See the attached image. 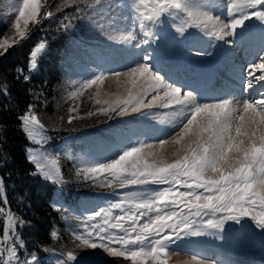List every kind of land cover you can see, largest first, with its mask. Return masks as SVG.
I'll use <instances>...</instances> for the list:
<instances>
[{"label": "snow or ice", "instance_id": "obj_1", "mask_svg": "<svg viewBox=\"0 0 264 264\" xmlns=\"http://www.w3.org/2000/svg\"><path fill=\"white\" fill-rule=\"evenodd\" d=\"M40 6V0H18L12 26L20 40L13 39L9 44L5 37L0 49L6 52L12 45L27 39L31 35L30 21L40 25L54 16L52 11H47L38 19ZM95 9L93 16L87 17L91 28L105 36L109 44L134 47L139 51V59L127 71L112 73L118 85L131 83L127 95L111 102L104 100L108 107L86 115L94 117L99 113L111 119V113L115 116H126L130 112L147 115L142 111L147 109L156 116L160 114L154 110L163 108L172 109L181 118L173 125L178 131L172 140L176 147L171 161L164 153L169 140L158 138V150H152L151 144L138 142L139 147L128 146L114 153L115 159L78 169L77 176L84 181L127 189L114 191L115 200L85 216L82 231L76 236L79 246L100 249L111 257H124L132 264H149V261L168 264L162 257L173 243L183 237L201 235L223 239L229 221L248 223L245 218H250L253 222L250 226L264 232V55L255 57L244 69L242 91L249 99L200 103L194 91H182L183 86H176L181 72L179 66L170 67L161 75L167 45L157 42L158 34L162 38L160 26L168 24L170 19V26H175V19H182V26L173 39H188L189 28L202 26L206 36L232 45L248 34L246 21L254 19L261 22L264 37V0H228V23H218L219 17L202 12L200 0H133L132 3L118 0L108 4L105 0H95ZM123 9L133 14L126 16ZM76 11H80L79 5ZM71 27L72 20L63 25L64 30ZM138 32L142 34L140 38ZM232 37L235 39H230ZM154 44L157 47H153ZM46 47V43L37 42L29 55V74L25 75L24 69L18 68L17 79L30 81V74L38 67V54L46 51ZM261 51L264 52V48ZM165 76L172 83H167ZM106 79L107 76L100 73L94 79L73 81L79 87L71 95L75 97L83 88L102 85ZM0 91L8 94L5 88L0 87ZM149 96L151 98L147 99ZM256 96L261 98L256 99ZM96 103L101 101L97 99ZM77 111L76 107L69 109L70 113ZM83 118L78 114L69 115L68 121ZM18 120L28 140L37 146L46 145L50 139L47 133L52 130L38 118L34 105H28ZM26 153L34 166L30 175L64 183L58 160L50 159L46 152L37 153L31 147ZM0 185H3V177H0ZM0 201L8 204L4 190H0ZM58 205L56 201L52 207L61 210L62 205ZM18 226L22 228L26 222L14 214L6 217L0 244L7 245V259L0 260V264H39L36 253L26 250ZM66 257L61 264H81V258L72 251H68Z\"/></svg>", "mask_w": 264, "mask_h": 264}, {"label": "rangeland", "instance_id": "obj_2", "mask_svg": "<svg viewBox=\"0 0 264 264\" xmlns=\"http://www.w3.org/2000/svg\"><path fill=\"white\" fill-rule=\"evenodd\" d=\"M42 1L44 0H40V4ZM206 1L208 2V0ZM206 1L200 0V10L207 13L210 17L222 19L220 13L215 14L211 8H208ZM216 1L221 6V10L228 8V0ZM117 2L118 0H105L106 4ZM132 2L133 0H128V3ZM17 3L18 0H0L2 11L8 17L12 16L9 31L0 38V42L5 37L8 38L9 44H11L13 39L17 41L20 39L12 26L17 15ZM87 5L92 6L88 7L91 8V13L88 17L93 16L96 10L95 0L87 3ZM148 7H151L150 2ZM123 12L126 16L133 14L129 9H123ZM32 23L34 22H29V28L33 25ZM246 23L248 24L247 21ZM171 24L172 19L169 20L168 24L160 26L162 38L160 34L157 35V42L167 45V51L161 65V75H164L168 68L179 66L181 67L180 76L183 77L188 73L187 68L190 69L193 64L204 65L206 63L204 60L218 59L221 55L220 52L224 53L227 50H232L234 55L238 56L245 48L244 46L237 47L236 43L225 45L223 41L206 36L202 31V26L201 28H189L188 31L191 32V36L188 39H173L177 29L182 26V19H175V26H170ZM89 33L90 37L94 39L91 41V43L94 42L93 44L83 43L85 38L77 35L75 39H72L67 44L66 53L59 61L61 68L67 73L70 80L68 88L61 93V98L64 99L65 108L76 107L78 109L77 112L72 113L76 115L80 114L83 109H93V112H96L98 108L108 107L107 104L103 103L104 100L111 102L117 97L126 96L127 89L132 87L131 83L118 85L112 73L115 71H127L128 67H134L135 64L133 62L139 59V51L134 47L109 44L106 37L95 30ZM140 35L142 34L138 32V38H140ZM230 39L235 38L232 37ZM195 41H199L200 46L194 47L193 43ZM134 43L135 41H133ZM153 47H157V45L154 44ZM3 51V49H0V54ZM205 51L208 54H204ZM259 55H264V52L260 51ZM256 62L259 61L257 60ZM100 73H104L107 76L102 85L83 88L80 90V94L75 97L71 95L79 87L73 84V81L94 79L95 75ZM165 81L172 83L167 76H165ZM176 86H179L178 82ZM98 88L100 90L99 96H97ZM182 91L193 90L183 87ZM150 98L149 96L147 99ZM255 98L260 99L261 97ZM97 99L101 101L100 104L96 103ZM215 99L218 98L216 97ZM197 100L200 103L218 101L206 100L198 96ZM239 100H242V98ZM142 111L148 114L141 115L130 112L126 116H115L114 113H111L112 118L109 119L108 115L98 113L95 119L103 118L105 119L103 120L104 122L99 121L98 124H89L84 129L70 132V134L64 136L56 143H53L51 137L47 140L46 145L41 146L34 145L29 140L30 144L27 149L31 147L37 153L46 152L50 159L58 160L60 174L63 176L64 183H53L47 180L56 186V195L52 204L59 201L58 207L62 205L61 213L75 238L82 231L81 222L85 216L91 215V210H98L101 206L106 207V202L115 200L114 191H127V189H118L115 185L113 187H102L99 183L93 184L89 181H84L77 176L78 169L97 161L106 163L108 159H115L117 156L114 153L119 152L120 149H126L128 146L139 147L140 143L138 142L151 144L153 145L152 150H158V138L169 140V143L164 146V153L169 158V161L175 158L173 154L176 146L172 144V140L178 129L173 125L181 117L172 109L156 108L154 112L160 114L156 116H154V113H149L147 109H142ZM164 113H167V115H163ZM157 125L161 127L167 126V128L165 131L161 130L162 133H158ZM47 135L50 136L49 133ZM145 151H148V149H145ZM149 162H151V158H149ZM41 178L44 179L43 177ZM71 183L73 187L68 189L67 186ZM55 209L57 210V208ZM245 220L248 223L241 221L240 224H237L229 221L225 225L223 239L214 235L183 237L180 241H176L171 245L162 259H166L168 264H264V232L250 226L253 223L250 218H245ZM76 242L80 245L79 240L76 239ZM0 247L5 253V259H7V245L0 244ZM78 248L79 252L73 254L81 258V264H132L129 259L108 256L100 249L80 246ZM66 259L67 257L63 256L62 253L53 252L46 257L43 264H61ZM149 264H152V262L149 261Z\"/></svg>", "mask_w": 264, "mask_h": 264}, {"label": "trees", "instance_id": "obj_3", "mask_svg": "<svg viewBox=\"0 0 264 264\" xmlns=\"http://www.w3.org/2000/svg\"><path fill=\"white\" fill-rule=\"evenodd\" d=\"M91 1H42L38 19L47 11H52L54 16L43 20L40 25L32 23L29 28L31 35L27 39L0 54V87L8 92L5 95L0 91V177H3L0 190L5 191L8 200L7 205L0 201V208L3 209L0 215V235L7 216L14 214L18 219H23L26 226H18L17 231L25 240L26 250L36 253L39 264H43L53 252L62 253L65 257L68 251L79 252V245L61 210L52 207L56 186L40 176L30 175L34 169L26 153L30 141L21 130L18 116L23 114L28 105H34L38 118L46 128L52 130L48 133L53 143L89 124L104 122L103 118L95 119L98 115H86L87 112H93V109H83L78 115L84 118L69 123V115L76 114L65 108L64 99L61 98V93L70 84L67 73L59 63L66 53L67 44L77 35L85 38L83 43H94H91L94 39L89 32L93 29L87 18L91 13L87 3ZM77 5L80 6L79 12L76 11ZM67 20H72V27L64 30L63 25ZM10 21L12 16L8 17L0 8V38L9 31ZM38 41L46 43L47 47L46 51L38 54L37 69L30 74V81L22 77L17 79L18 68L24 69L25 75L29 74V55ZM67 187L71 189L73 184ZM20 256L23 258V251ZM3 259L5 253L0 247V260Z\"/></svg>", "mask_w": 264, "mask_h": 264}, {"label": "bare ground", "instance_id": "obj_4", "mask_svg": "<svg viewBox=\"0 0 264 264\" xmlns=\"http://www.w3.org/2000/svg\"><path fill=\"white\" fill-rule=\"evenodd\" d=\"M206 3L215 14H221L222 19H219L218 23L229 22L228 8L221 10V6L216 0H208ZM247 25H249L247 27L248 34L235 44L237 47H245L238 56L234 55L232 50H227L224 53L220 52L221 55L218 59L204 60L206 62L204 65L193 64L190 69L187 68L188 73L185 76H179V86L190 88L198 97L206 100L249 99L248 94L242 91L244 69L264 48V37L261 35V23L259 21L254 19L249 21ZM199 43V41H195L193 44L197 47L200 46ZM216 97L218 99H215ZM156 127L158 133H162L167 128V126L161 127L159 125Z\"/></svg>", "mask_w": 264, "mask_h": 264}]
</instances>
